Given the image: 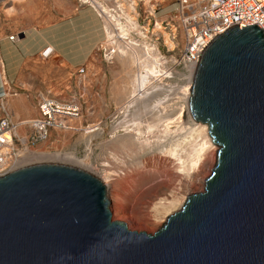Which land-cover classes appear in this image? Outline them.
<instances>
[{
  "label": "water",
  "instance_id": "1",
  "mask_svg": "<svg viewBox=\"0 0 264 264\" xmlns=\"http://www.w3.org/2000/svg\"><path fill=\"white\" fill-rule=\"evenodd\" d=\"M190 117L219 146L204 190L155 232L115 220L107 185L40 162L0 176V264H264V31L233 26L194 70Z\"/></svg>",
  "mask_w": 264,
  "mask_h": 264
},
{
  "label": "rangeland",
  "instance_id": "2",
  "mask_svg": "<svg viewBox=\"0 0 264 264\" xmlns=\"http://www.w3.org/2000/svg\"><path fill=\"white\" fill-rule=\"evenodd\" d=\"M133 1L136 4V14L132 18L137 20V30L131 31L127 37L119 30H112L110 35L108 32L97 52L100 61L99 76H93L94 79L89 82L84 79L78 81L80 87L83 84L90 87L86 100L81 101L79 93L67 100H74L79 104V116L71 120L66 130L51 129L46 139L23 147L18 145L16 155H21L27 149L74 154L79 160L53 158L42 162L72 165L105 180L113 219L124 221L131 230L153 233L166 222L169 215L181 208L190 194L204 190L205 180L216 163L217 151L208 152L202 163L187 176H182L178 171L175 160L161 152L163 147L167 148L169 145L166 138H181L185 134V140L189 139L188 133L186 135L190 126L188 101L184 100L183 94L190 84L193 71L189 73L188 67L184 68L179 63L184 35L176 14L178 0ZM17 2L18 0H0V28L5 25V17L15 9ZM131 44L133 47L137 46V53L132 52ZM109 48L115 50L111 59L104 56V49ZM152 48L158 52L159 63L163 66L159 68V73H153L151 81L146 85L148 94L135 98L130 112L124 114V108L133 99L134 78L146 73L143 66L146 60L153 61L148 54ZM50 98L57 100L55 97ZM37 113L39 114L38 109ZM162 121H165L163 125L168 126L170 133L166 137L161 129ZM148 123L157 125L148 131L149 134L145 126ZM17 132L19 136L28 138L30 129L21 127ZM186 145L183 144V147ZM218 148L217 145V150ZM86 156H89L90 165L84 162ZM19 158L17 156V167L35 163L22 159L26 160V164L21 165ZM158 200L164 203L163 208H159L161 213L153 210V205ZM178 202L182 204L180 207Z\"/></svg>",
  "mask_w": 264,
  "mask_h": 264
},
{
  "label": "crops",
  "instance_id": "3",
  "mask_svg": "<svg viewBox=\"0 0 264 264\" xmlns=\"http://www.w3.org/2000/svg\"><path fill=\"white\" fill-rule=\"evenodd\" d=\"M105 37L104 22L88 5L76 0H18L0 28V98L12 121L37 117L41 95L65 102L79 93L85 101L90 87H80L78 81L99 76L97 52ZM81 67L85 71L79 76Z\"/></svg>",
  "mask_w": 264,
  "mask_h": 264
},
{
  "label": "built area",
  "instance_id": "4",
  "mask_svg": "<svg viewBox=\"0 0 264 264\" xmlns=\"http://www.w3.org/2000/svg\"><path fill=\"white\" fill-rule=\"evenodd\" d=\"M76 1L81 5L90 6L102 23L107 22L109 13L115 16L123 27L133 25L130 26L131 31L137 30L135 27L138 24L132 18L136 14V4L133 0ZM176 11L184 35L179 63L184 68L187 66L189 73L194 72L202 52L210 42L229 28L256 24L264 31V0H178ZM10 39H14V36ZM114 53V49H104L107 59H111ZM84 71V67H81L77 74L81 76ZM37 107V117L14 123L6 111L4 100L0 98V176L17 167L18 145L23 147L46 139L51 129H68L67 119L75 118L80 113L76 101L60 102L45 95L39 96ZM20 124L30 129L28 138L18 135Z\"/></svg>",
  "mask_w": 264,
  "mask_h": 264
},
{
  "label": "bare ground",
  "instance_id": "5",
  "mask_svg": "<svg viewBox=\"0 0 264 264\" xmlns=\"http://www.w3.org/2000/svg\"><path fill=\"white\" fill-rule=\"evenodd\" d=\"M106 10V9H105ZM108 16L109 18H107V22L105 21L104 24L106 26V31H107V34L109 32V35L111 34L110 32L114 29H118L123 35H125V37H127V35L130 34L129 31H131V27H133V25H130V26H126V27H123V25L120 23V21L113 15H109L108 13ZM113 21V22H110V21ZM137 21V20H136ZM109 23V25H108ZM160 26V25H159ZM137 28V27H135ZM140 31V30H139ZM142 34V33H140ZM133 38V37H132ZM133 41V39L131 40ZM129 42V41H128ZM133 43V42H132ZM135 43V42H134ZM128 44V43H127ZM130 44V43H129ZM137 44V43H136ZM132 45V44H131ZM130 45V46H131ZM134 45H132V52H135L137 53L138 50H136L137 46L136 47H133ZM122 48V47H121ZM139 48V47H138ZM124 49V48H123ZM143 49V48H142ZM148 49V47H147ZM122 50V49H121ZM126 50V49H124ZM129 50V49H128ZM140 50V48H139ZM146 50V49H145ZM131 51V50H130ZM129 51V54L131 55ZM143 52V51H142ZM145 53V52H144ZM126 54V53H125ZM147 54V52H146ZM148 54L150 55V58L153 59L152 62L146 60V64L143 65L145 66L144 69L146 70L145 74H141V75H137L134 80H133V91H132V95H133V99L130 101L129 100V103L126 105V107L124 108V114L125 113H128L130 112V107L132 106V104L134 103V100H136L137 98H142V97H145L147 94H148V88L146 87V85L149 83V80L151 78V76L153 75V73H159L158 71L160 70L159 68L162 67L159 63V60H160V56L158 54V52L156 51V49H153L148 51ZM147 54V55H148ZM137 56V55H136ZM142 55H140L141 57ZM132 57V55H131ZM134 58V57H133ZM132 58V59H133ZM139 59V58H137ZM128 60V59H127ZM143 60V59H142ZM163 60V59H162ZM134 61V60H133ZM140 61V60H139ZM142 62V61H141ZM140 62V64H141ZM164 62V61H163ZM156 68H158L157 70H155ZM163 72V70H162ZM192 72V71H191ZM165 73V72H164ZM154 75H158V74H154ZM162 75V74H161ZM193 75H194V72H192L191 76H190V80H189V86L186 87L185 91H184V100L186 99V101H188L189 97H190V86H191V82H192V79H193ZM158 78V77H157ZM156 79V78H154ZM151 81V80H150ZM153 82V81H152ZM150 82V84L152 83ZM152 85V84H151ZM150 85V86H151ZM130 88V87H129ZM153 88V87H152ZM151 89V88H150ZM132 90V89H131ZM154 91V90H152ZM130 94V93H129ZM131 97V96H130ZM132 98V97H131ZM136 98V99H135ZM142 100V99H141ZM151 100V99H150ZM160 102V101H159ZM158 103V102H157ZM162 103V102H160ZM159 103V104H160ZM134 105V104H133ZM158 105V104H157ZM156 105V106H157ZM156 108V107H155ZM122 111V110H121ZM123 113V112H122ZM124 116V115H123ZM126 116V115H125ZM181 116V115H180ZM122 117V116H121ZM145 117V116H144ZM169 117H171V115H169ZM190 117V115H189ZM125 118V117H123ZM146 118V117H145ZM164 118V117H163ZM162 118V119H163ZM128 119V118H127ZM167 119V118H166ZM158 120V119H157ZM164 120V119H163ZM169 120V119H167ZM122 121V120H121ZM124 121V120H123ZM139 121V120H138ZM143 121V120H142ZM160 121V120H158ZM170 121V120H169ZM168 121V122H169ZM172 121V120H171ZM147 122V121H146ZM163 122L165 121H162V125H163ZM122 123V122H121ZM134 123V122H133ZM137 123V122H136ZM140 123V122H139ZM144 123V122H143ZM171 123V122H170ZM126 124V123H125ZM135 124V123H134ZM161 124V123H159ZM189 124L190 126L188 127V129L186 130V135L188 133V136H189V139H186L185 140V137L183 135V137L181 138H166L169 145L167 148H162L161 149V152L164 153V155L166 154L167 156L171 157V159L175 160V162L177 163V166H178V171L180 173H182V176L183 174H186V176L188 174H190V171L191 170H194L197 166H199L201 163H202V160L204 159V156L210 152V151H217V145L213 142L212 138L210 137L209 133H208V127L206 124L204 123H198V122H195L191 117H190V121H189ZM119 125V123H118ZM124 126V125H123ZM135 126V125H134ZM133 126V127H134ZM146 128L148 129L147 132L149 130H153V128H156L157 125H155V123H148L145 125ZM115 127V126H114ZM119 127V126H118ZM118 127H115V128H118ZM128 127V126H126ZM168 126L167 125H163V128L161 127V129L163 130L164 134H165V137L170 133L169 131L167 130ZM141 129V128H140ZM158 129V128H157ZM160 129V130H161ZM96 130V129H95ZM117 130V129H116ZM128 130V129H127ZM136 130V129H135ZM137 131V130H136ZM158 132V131H157ZM162 132V131H160ZM117 133V132H116ZM151 133V132H150ZM176 133V132H175ZM143 134V132H142ZM149 134V132H148ZM177 134V133H176ZM90 135V134H89ZM137 135V134H136ZM141 136V135H140ZM151 136V135H150ZM179 136V135H178ZM187 136V137H188ZM120 137V136H119ZM123 137V136H122ZM133 137V135H132ZM136 137V136H135ZM165 137L163 138V140L165 139ZM141 138V137H140ZM158 139V138H157ZM160 139V138H159ZM148 140V139H147ZM161 140V139H160ZM150 141V140H149ZM157 141V140H156ZM165 141V140H164ZM127 142V141H126ZM151 142V141H150ZM133 143V142H132ZM147 143V141H146ZM149 143V142H148ZM165 143V142H164ZM159 144V143H158ZM163 144V143H162ZM161 144V146H162ZM183 144H187L185 147H183ZM128 145V144H127ZM126 145V146H127ZM134 145V144H133ZM160 145V144H159ZM167 145V143H166ZM155 148V147H154ZM156 149V148H155ZM151 152V150H150ZM153 152V150H152ZM156 152H158L156 150ZM160 153V152H159ZM211 153V152H210ZM20 158V164H26V160L27 162H35V163H40L42 161H46V160H52L53 158L54 159H59V158H66V159H71V160H79V158H77L74 154H63V153H60V152H53V153H45V152H41V151H33V150H25L23 153H18ZM215 154V153H214ZM217 154V153H216ZM51 158V159H50ZM210 158V157H208ZM217 158V156H216ZM22 159H26L25 161H23ZM215 159V158H214ZM22 160V161H21ZM40 162H36V161H39ZM209 160V159H208ZM212 160V159H211ZM25 162V163H24ZM84 162H86L87 164L90 165V159H89V156L87 157L86 156V159L84 160ZM175 163V165H176ZM30 164H33V163H30ZM80 164V163H79ZM85 164V163H84ZM211 164V162H210ZM17 166V165H16ZM24 166V165H22ZM20 167V166H18ZM202 167V166H201ZM199 169V168H198ZM86 170V169H85ZM194 174V173H193ZM192 174V175H193ZM191 176V175H190ZM194 176V175H193ZM197 176V175H196ZM184 178H185V175H184ZM189 178V177H188ZM105 181V180H104ZM171 197V196H170ZM165 198V197H164ZM173 199V198H172ZM169 201V200H168ZM176 201V200H175ZM169 203V202H167ZM179 203V202H178ZM163 201L161 200H158L157 203H155L153 205V210L155 212L158 213L159 211V208L162 207L163 208ZM172 205V203L170 204ZM174 205V204H173ZM182 204L179 203V207L181 206ZM166 206V205H165ZM178 206V205H176ZM175 206V207H176ZM171 207V206H170ZM168 207V208H170ZM167 208V207H166ZM173 208V207H172ZM174 209V208H173ZM172 209V210H173ZM167 211V210H166ZM169 211V210H168ZM160 212V211H159ZM161 213V212H160ZM156 214V213H155ZM156 216V215H155ZM157 218L160 219V217L158 216ZM166 221V220H165Z\"/></svg>",
  "mask_w": 264,
  "mask_h": 264
}]
</instances>
